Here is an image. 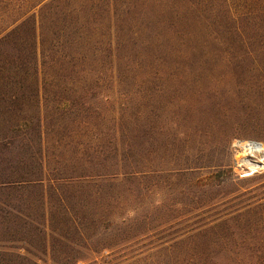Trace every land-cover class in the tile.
Here are the masks:
<instances>
[{"label": "trees", "instance_id": "16d2710c", "mask_svg": "<svg viewBox=\"0 0 264 264\" xmlns=\"http://www.w3.org/2000/svg\"><path fill=\"white\" fill-rule=\"evenodd\" d=\"M263 52L264 0H0V264H264Z\"/></svg>", "mask_w": 264, "mask_h": 264}, {"label": "rangeland", "instance_id": "374dc122", "mask_svg": "<svg viewBox=\"0 0 264 264\" xmlns=\"http://www.w3.org/2000/svg\"><path fill=\"white\" fill-rule=\"evenodd\" d=\"M261 56H264V52L261 53ZM263 119L264 118L261 117V120L255 121V118L252 119L254 120V122L253 121H248L245 123L242 122L240 124L241 126H239L240 135L232 143L234 173L238 176L239 175L244 176L240 178L239 180L240 182L243 181V179H247L249 177L254 176L256 173H258V171H261V170L264 171V166L259 167L261 163H263L264 165V152L254 151L260 154L251 156V154L248 153L246 147H244V144H246V142H252V143L259 142L262 144L264 148ZM249 149L252 151L251 147ZM46 264H50V263L47 262Z\"/></svg>", "mask_w": 264, "mask_h": 264}, {"label": "bare ground", "instance_id": "6f19581e", "mask_svg": "<svg viewBox=\"0 0 264 264\" xmlns=\"http://www.w3.org/2000/svg\"><path fill=\"white\" fill-rule=\"evenodd\" d=\"M252 148V151H257V152H264V148H263V146L262 145H258V144H256V143H251L250 145H249V148ZM255 164V163H254Z\"/></svg>", "mask_w": 264, "mask_h": 264}, {"label": "built area", "instance_id": "2783aa9c", "mask_svg": "<svg viewBox=\"0 0 264 264\" xmlns=\"http://www.w3.org/2000/svg\"><path fill=\"white\" fill-rule=\"evenodd\" d=\"M250 143H252V142H246V144H244V147H246L248 153H250L251 156H255L256 154H260V153L254 152V151L252 152V151L249 149V144H250ZM253 143H256V144H258V145H262V144L259 143V142H253Z\"/></svg>", "mask_w": 264, "mask_h": 264}, {"label": "water", "instance_id": "95a60500", "mask_svg": "<svg viewBox=\"0 0 264 264\" xmlns=\"http://www.w3.org/2000/svg\"><path fill=\"white\" fill-rule=\"evenodd\" d=\"M262 166H264L263 163H261V164L259 165V167H262Z\"/></svg>", "mask_w": 264, "mask_h": 264}]
</instances>
